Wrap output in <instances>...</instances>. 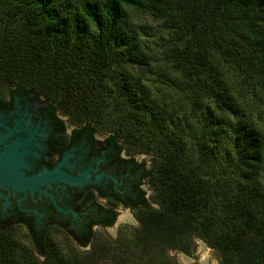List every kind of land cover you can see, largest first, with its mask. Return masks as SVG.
<instances>
[{
	"label": "trees",
	"instance_id": "trees-1",
	"mask_svg": "<svg viewBox=\"0 0 264 264\" xmlns=\"http://www.w3.org/2000/svg\"><path fill=\"white\" fill-rule=\"evenodd\" d=\"M149 35L167 69L155 89ZM9 85L150 155L156 207H140L139 226L90 250L93 235L71 231V254L50 240L41 250L60 254L44 264H176L196 238L221 264H264V0H0Z\"/></svg>",
	"mask_w": 264,
	"mask_h": 264
},
{
	"label": "flooded vegetation",
	"instance_id": "flooded-vegetation-1",
	"mask_svg": "<svg viewBox=\"0 0 264 264\" xmlns=\"http://www.w3.org/2000/svg\"><path fill=\"white\" fill-rule=\"evenodd\" d=\"M141 154L122 147L112 132L72 122L35 90L18 85L0 89V264H29V256L33 264L50 263L51 253L60 254L41 250L50 240L64 248L63 254H71L66 249L77 243L71 231L92 234L83 247L90 249L97 229H112L113 235L105 237L117 240L123 228H137L140 207H156L146 176L149 161ZM10 164L24 177L57 168L88 181L73 185L54 179L37 189H21L6 179ZM123 211L128 214L119 218ZM60 231L68 234L69 244L57 243ZM22 239L30 243V251L17 243L15 247L27 250H13V242ZM187 258L186 264H207L201 254Z\"/></svg>",
	"mask_w": 264,
	"mask_h": 264
},
{
	"label": "rangeland",
	"instance_id": "rangeland-1",
	"mask_svg": "<svg viewBox=\"0 0 264 264\" xmlns=\"http://www.w3.org/2000/svg\"><path fill=\"white\" fill-rule=\"evenodd\" d=\"M133 22L135 24H145L146 22L149 24V26H151V33L152 32H155L156 30H158V27H157V23L154 22V21H151L149 18H145L144 16L142 15H133V18H132ZM146 23V24H147ZM159 32V31H158ZM148 45H149V49L151 50L150 53L154 54L152 55V63H153V67H152V70L155 72H148L147 75H145V78H148V80L152 79L153 82H151L150 80V85L153 86V88L155 89V87L157 88L158 87V84L157 83L160 79H163L165 78L164 74L167 73V69L164 68L163 64H162V61H161V55L159 54V51H158V47L155 46L153 44V42L157 41V39L155 40L153 38V41L152 42V37L151 35L148 36ZM161 74V76H160ZM164 76V77H163ZM158 80V81H157ZM161 87V85L159 86ZM162 88V87H161ZM171 93V91H168V94ZM172 100V98H169ZM177 105H180V103L182 104L181 101L177 100L176 101ZM256 123H257V126L260 127L261 131L264 133V115L263 114H260L258 115L256 118ZM136 155L137 156H141L143 154L141 153H145V152H138V151H135ZM146 159L149 161V164H150V155L146 153ZM152 203L155 205V202L152 201ZM124 214H128L126 211H123L120 215H119V218H121ZM137 226V225H136ZM130 230L129 228L125 227V229L123 228L122 231H121V235L126 236V234L130 233ZM96 233L98 234L97 236L100 238V236H105V235H113L112 233V229L109 230V231H105L103 229H97L96 230ZM57 243H68V234L65 232V231H60L57 235ZM101 239V238H100ZM106 239V238H105ZM111 240V238H108ZM112 239H115V238H112ZM20 244L22 245H25L27 246L29 249H32L31 245L29 242L25 241V240H21L20 241ZM83 250L87 249V250H90L89 247L88 248H82ZM197 254H201V255H204L206 256V263L207 264H221V261L219 259V256H218V253L217 251L208 246V244L201 238H196L194 240V246H193V251L190 253V254H186L184 252H181V251H172L171 252V255L174 257L175 261H176V264H186L188 262V256H194V255H197ZM188 255V256H187ZM102 264H110L109 262H103Z\"/></svg>",
	"mask_w": 264,
	"mask_h": 264
},
{
	"label": "water",
	"instance_id": "water-1",
	"mask_svg": "<svg viewBox=\"0 0 264 264\" xmlns=\"http://www.w3.org/2000/svg\"><path fill=\"white\" fill-rule=\"evenodd\" d=\"M10 175L7 174L6 179H8L13 184H16L21 189H37V185L43 184L45 181L54 180V179H62L68 183L73 185H82L86 183L88 180L83 181L81 177H74L62 172H59L57 168L52 171H44L34 177H24L22 173L15 169V166L10 164L9 168ZM85 175V174H84ZM83 176V175H82ZM88 178V176H86ZM101 175L98 176V179Z\"/></svg>",
	"mask_w": 264,
	"mask_h": 264
}]
</instances>
